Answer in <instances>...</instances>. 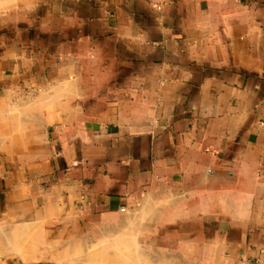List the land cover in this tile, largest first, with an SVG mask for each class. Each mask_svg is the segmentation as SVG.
Masks as SVG:
<instances>
[{
	"label": "crops",
	"instance_id": "1",
	"mask_svg": "<svg viewBox=\"0 0 264 264\" xmlns=\"http://www.w3.org/2000/svg\"><path fill=\"white\" fill-rule=\"evenodd\" d=\"M0 264H264V0H0Z\"/></svg>",
	"mask_w": 264,
	"mask_h": 264
}]
</instances>
